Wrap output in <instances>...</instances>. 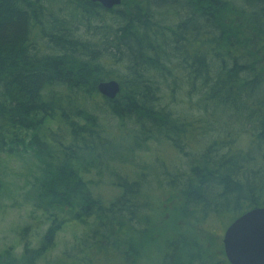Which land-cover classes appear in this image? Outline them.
Listing matches in <instances>:
<instances>
[{"label": "trees", "instance_id": "obj_1", "mask_svg": "<svg viewBox=\"0 0 264 264\" xmlns=\"http://www.w3.org/2000/svg\"><path fill=\"white\" fill-rule=\"evenodd\" d=\"M13 158L32 222L0 264H54L66 227L58 264H229L197 228L264 206V0H0Z\"/></svg>", "mask_w": 264, "mask_h": 264}, {"label": "rangeland", "instance_id": "obj_2", "mask_svg": "<svg viewBox=\"0 0 264 264\" xmlns=\"http://www.w3.org/2000/svg\"><path fill=\"white\" fill-rule=\"evenodd\" d=\"M151 145L155 147V149L152 147V150L156 151L160 148L157 145ZM158 155L160 158H164L165 160L166 156L162 152L158 153ZM167 155L171 157L173 155L172 150L167 152ZM153 158L154 157H152V159ZM23 161L24 160H20L19 158L5 160L3 162L5 167L0 170V178L2 181H5L2 184V187H0V249L6 245L16 243L19 228L32 222L30 208L24 197V193L27 189L22 186L24 185L25 179H29V175L27 174L30 170L33 171V167L29 169L28 163ZM38 214L39 212H36L37 218H42ZM224 224L225 223H221L219 221L218 224L214 226L204 227V230L201 227L197 228L200 233L207 236L208 239H204L207 247H218V250L223 252L222 235L224 229L226 228ZM45 227L46 225H43L42 228L26 234V236L34 240V246L36 244L35 239L37 238V235H40L44 231ZM80 231H82V229L78 230L77 233L80 234ZM73 232H76L74 231V228L66 227L57 234L55 246L48 253V260L56 257L54 264H58L57 256H60L65 251V247L71 244Z\"/></svg>", "mask_w": 264, "mask_h": 264}, {"label": "water", "instance_id": "obj_3", "mask_svg": "<svg viewBox=\"0 0 264 264\" xmlns=\"http://www.w3.org/2000/svg\"><path fill=\"white\" fill-rule=\"evenodd\" d=\"M105 9L118 6L121 0H90ZM96 91L106 99L120 92L115 79L99 81ZM223 252L229 264H264V206L251 208L236 217L222 235Z\"/></svg>", "mask_w": 264, "mask_h": 264}]
</instances>
